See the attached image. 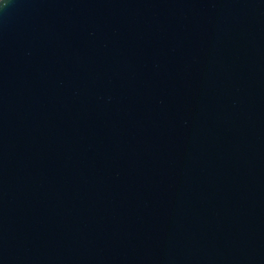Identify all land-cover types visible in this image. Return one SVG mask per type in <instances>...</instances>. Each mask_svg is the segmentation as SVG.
<instances>
[{"label": "water", "instance_id": "1", "mask_svg": "<svg viewBox=\"0 0 264 264\" xmlns=\"http://www.w3.org/2000/svg\"><path fill=\"white\" fill-rule=\"evenodd\" d=\"M0 264H264V0H0Z\"/></svg>", "mask_w": 264, "mask_h": 264}]
</instances>
